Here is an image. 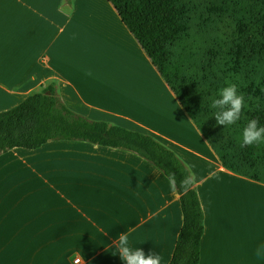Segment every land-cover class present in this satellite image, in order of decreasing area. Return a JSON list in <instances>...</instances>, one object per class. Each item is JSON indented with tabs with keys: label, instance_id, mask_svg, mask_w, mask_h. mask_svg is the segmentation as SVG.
Returning <instances> with one entry per match:
<instances>
[{
	"label": "crops",
	"instance_id": "obj_1",
	"mask_svg": "<svg viewBox=\"0 0 264 264\" xmlns=\"http://www.w3.org/2000/svg\"><path fill=\"white\" fill-rule=\"evenodd\" d=\"M109 32L121 38L129 34L106 0H0V112L53 82L74 111L154 136L196 177L204 212L199 264H264V239L258 241L252 231L229 238L230 208L225 213L207 191L218 174L259 186L262 192L264 185L221 167L133 38L130 50L177 112L161 99L151 77L142 82L149 96L130 98L134 105L124 110L107 106L110 95L79 76L85 66L74 64L73 55H84L80 46L71 50L72 45L88 39L87 45L99 53V38ZM100 81L96 77L97 85ZM12 163L19 168L6 178L18 173L20 186L8 188L5 205L20 215L0 227V264H122L112 242L124 232L132 248L159 254L161 264L171 259L182 221L178 195L146 160L87 142L49 141L25 156L0 158V166Z\"/></svg>",
	"mask_w": 264,
	"mask_h": 264
},
{
	"label": "trees",
	"instance_id": "obj_2",
	"mask_svg": "<svg viewBox=\"0 0 264 264\" xmlns=\"http://www.w3.org/2000/svg\"><path fill=\"white\" fill-rule=\"evenodd\" d=\"M179 107L226 171L264 185V142L241 147L250 119L264 126V0H106ZM72 3V2H71ZM245 96L240 120L218 126L220 89ZM49 141H80L136 154L167 178L192 173L154 136L68 107L53 82L0 112V155ZM168 179V178H167ZM181 226L167 264H199L204 212L195 184L176 191Z\"/></svg>",
	"mask_w": 264,
	"mask_h": 264
},
{
	"label": "rangeland",
	"instance_id": "obj_3",
	"mask_svg": "<svg viewBox=\"0 0 264 264\" xmlns=\"http://www.w3.org/2000/svg\"><path fill=\"white\" fill-rule=\"evenodd\" d=\"M109 7L113 11V13H115L110 5ZM118 36L121 38L119 33L114 35L111 32H109L106 36L105 35L101 36L99 38L101 47L102 48L105 47L109 41H111L110 42L111 45L114 46L115 45L114 39L118 41L119 40ZM130 37H131L130 34H127V36L123 34L121 38L122 46H123V42L126 46L128 47L131 46L129 40ZM87 43H88V39L87 41H83V43L79 42L78 44H73L71 50H77L80 46L82 54L84 56L79 57L77 55H73V59H74L73 63L74 64L83 63V66H85L83 68L84 76L82 74V69L80 71L79 76L82 77V79L84 77H85L84 79H88L87 81H89V83L92 85V88L99 87L98 88L99 92L107 93V95H110L113 98H115L116 94L120 96V99L116 100L115 102H119L123 104V106L120 105L121 107L119 108H122L124 110H131L130 107H132L131 105L132 102L130 98L138 97L140 95L149 96L147 94L150 93L145 94V92L147 91L142 87V82L145 81L148 77H151L149 76V74H147L149 70H141V72L139 71L140 69H132L133 72L131 70L129 72L123 70V72L127 76L119 75L117 77L116 74L119 73H113L112 74L113 78H111L107 74V70H109V67H106L105 69L106 73H104L103 76H101L99 73L94 75L92 69H94V67L96 68L97 64L91 63L92 60L89 59V56L93 57L95 50L91 47V44L90 46H88ZM84 48L90 49L91 53L89 54L88 51L84 50ZM121 50L125 51L124 46L121 47ZM98 51L101 53L100 50ZM130 64L131 62H129V65ZM89 70L91 72H89ZM96 77L97 79H101L98 85L96 82ZM108 78L113 79L114 80L113 83L117 82V87L115 85H112L113 84L112 82L108 83ZM104 80H105V85H103ZM112 90H115V92H112ZM155 98L157 101V98H159V96L156 95ZM126 100H128L127 103ZM28 152L29 150L15 148L7 151L4 154H1L0 158L4 157L5 159H8L18 156H25L26 153ZM18 168L19 167H17L13 163L8 166H0V227H4L5 224L16 222L17 217H19L20 215L19 213L15 212L13 209L5 205V201L7 200L6 198L9 194L8 188L17 190L19 189L20 186V177L18 173L10 175L8 179L6 178V173L8 174L9 171H13L14 169H18ZM7 182H8V186H7ZM207 191L209 192L210 197L213 200L214 204L222 208L225 213H228V209L230 208L229 219L226 221V226L228 228L227 236L229 238H234L237 240L240 237L252 231V232H256L258 241L264 239V211L262 210V207H264V192L260 190L259 186L250 184L243 180H239L236 178L223 176V175L221 176L218 174L212 178L211 185L210 187L207 188Z\"/></svg>",
	"mask_w": 264,
	"mask_h": 264
},
{
	"label": "clouds",
	"instance_id": "obj_4",
	"mask_svg": "<svg viewBox=\"0 0 264 264\" xmlns=\"http://www.w3.org/2000/svg\"><path fill=\"white\" fill-rule=\"evenodd\" d=\"M210 107L218 109L214 118L218 126L235 125L241 118V113L245 107V96L238 91L236 84H228L220 89L218 98H211ZM264 142V126L260 125L258 119H250L242 131L241 147L251 146ZM170 187L174 191L187 193L197 182L193 173H186L179 181L174 172L167 173ZM113 245L118 250V256L122 264H161L162 257L152 252L145 253L141 248H132L129 244L127 232L120 233ZM259 255V250L257 251ZM83 261V258H81ZM85 264V261H83Z\"/></svg>",
	"mask_w": 264,
	"mask_h": 264
},
{
	"label": "bare ground",
	"instance_id": "obj_5",
	"mask_svg": "<svg viewBox=\"0 0 264 264\" xmlns=\"http://www.w3.org/2000/svg\"><path fill=\"white\" fill-rule=\"evenodd\" d=\"M109 17L111 18V15L109 14ZM119 40L117 41L115 40V45L112 46L111 45V41H109L105 47H103L101 49V53H94L93 57H91L90 60H92L91 63H98L101 67L99 68L100 72L99 74L101 76H103L104 73H106L105 68L109 67V70H107V74L109 75V77H112L113 73H119L116 74V76L118 77L119 75L121 76H127L123 70H125L126 72H129L130 70L132 71V69H140L139 71L141 72V70H148L147 68H145V66L143 65V63L141 62V59L138 58L136 56V52L135 50H133L134 52H131L130 48H132L131 46H126L123 42V46H124V50H121L122 46V40L121 38L118 36ZM133 49V48H132ZM127 50V51H126ZM130 50V51H129ZM134 53V54H133ZM129 62H131V64L129 65ZM89 72H91L89 70ZM133 72V71H132ZM93 73L94 75L97 74V70L94 67L93 69ZM147 74H149V76H151L152 78V83L155 85V87H157L159 93H160V97L161 99L164 101V103L167 104V107L172 109L174 112H177V108L176 106L173 104V102L170 100V98L167 96V94L162 90L159 82L156 80V78H154V76L152 75V73L150 71L147 72ZM146 74V75H147ZM143 76V73H142ZM108 78V83L112 82L113 83V79ZM133 80V78H132ZM112 85H115L117 87V82H114ZM141 85V83H140ZM110 93V92H109ZM106 101H109L108 103L106 102V104H108L107 106L110 105H122L119 102H115L116 100L120 99V96H118L117 94L115 95V98H111L110 96H107ZM128 100H126L127 103ZM115 102V103H112ZM144 103H146L144 101ZM134 105V104H131ZM262 210L264 211V207H262Z\"/></svg>",
	"mask_w": 264,
	"mask_h": 264
},
{
	"label": "built area",
	"instance_id": "obj_6",
	"mask_svg": "<svg viewBox=\"0 0 264 264\" xmlns=\"http://www.w3.org/2000/svg\"><path fill=\"white\" fill-rule=\"evenodd\" d=\"M75 262H77V260Z\"/></svg>",
	"mask_w": 264,
	"mask_h": 264
}]
</instances>
